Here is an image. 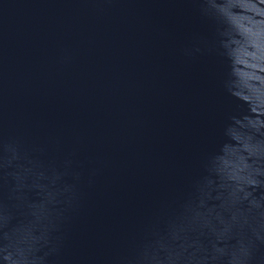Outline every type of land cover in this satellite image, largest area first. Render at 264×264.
Returning a JSON list of instances; mask_svg holds the SVG:
<instances>
[{"label":"water","instance_id":"water-1","mask_svg":"<svg viewBox=\"0 0 264 264\" xmlns=\"http://www.w3.org/2000/svg\"><path fill=\"white\" fill-rule=\"evenodd\" d=\"M218 2L0 0V246L48 237L43 264H227L251 239L264 264V183L241 201L215 173L233 117L264 120V65Z\"/></svg>","mask_w":264,"mask_h":264},{"label":"clouds","instance_id":"clouds-1","mask_svg":"<svg viewBox=\"0 0 264 264\" xmlns=\"http://www.w3.org/2000/svg\"><path fill=\"white\" fill-rule=\"evenodd\" d=\"M211 7L229 25L231 33L238 31L243 36L252 48V61L264 65V8L258 7L256 0H219ZM233 52L232 47L230 56ZM245 86L253 90L252 85ZM233 87L234 82L230 92ZM233 120L234 125L227 129V134L236 143L224 145L223 154L216 158L215 173L221 182L220 187L231 197L243 201L252 195L249 189L264 183V120L248 117L243 122L235 117ZM65 191L69 189L65 188ZM251 231L256 240L264 242V236L253 229ZM47 243L48 237L41 239L39 235L15 236L11 244L0 246V264H43L48 253L43 256L37 253ZM252 246L251 239L247 242L238 240L228 252L227 264H248ZM50 251H55V248ZM5 252L6 255L3 254Z\"/></svg>","mask_w":264,"mask_h":264}]
</instances>
